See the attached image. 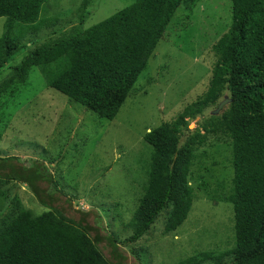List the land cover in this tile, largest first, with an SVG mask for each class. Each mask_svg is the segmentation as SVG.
Returning <instances> with one entry per match:
<instances>
[{
    "label": "trees",
    "instance_id": "trees-1",
    "mask_svg": "<svg viewBox=\"0 0 264 264\" xmlns=\"http://www.w3.org/2000/svg\"><path fill=\"white\" fill-rule=\"evenodd\" d=\"M47 1L0 0V17L5 18L0 70L26 48L23 43L29 34L40 32L44 21L38 18ZM198 1L134 0L95 25L73 26L44 40L0 80V111L6 97L26 83L33 67H39L47 86L99 118L112 120L178 8L192 10ZM228 1L230 26L212 45L211 59L204 61L211 65L206 89L182 105L174 118L144 135L152 156L124 245L140 239L162 211L167 214L165 231L178 229L192 207L194 189L189 180L198 152L231 145V187L218 197L232 204L233 243L197 252L176 264H264V0ZM91 2L83 0L78 15L83 16ZM224 98L230 101L212 114ZM19 161L0 155V264H60L72 246L86 259L78 264H123L120 254L112 253L109 260L98 247L102 220L96 209L78 210L77 220L68 216L55 203L62 194H54L50 172ZM12 181L24 182L41 204H48H43L45 210L35 213L8 194L4 187ZM88 214L95 216V222H85ZM106 239L113 245V236L107 234Z\"/></svg>",
    "mask_w": 264,
    "mask_h": 264
},
{
    "label": "rangeland",
    "instance_id": "rangeland-1",
    "mask_svg": "<svg viewBox=\"0 0 264 264\" xmlns=\"http://www.w3.org/2000/svg\"><path fill=\"white\" fill-rule=\"evenodd\" d=\"M133 1L92 0L80 16L83 0H48L38 18L46 26L27 36L26 48L1 68L0 80L44 40L73 26L95 25ZM4 22L0 17V36ZM230 23L228 0H199L192 10L179 7L112 120L99 118L47 86L39 67H33L26 83L6 97L3 113L0 111V155L17 157L25 166L45 167L51 188L57 190L54 194H62L55 203L68 216L77 220L78 210L96 209L102 220L98 247L107 259L118 253L124 257L123 264H176L197 252L225 249L233 243L232 204L218 197L228 194L232 178L231 145L223 143L198 152L189 180L194 199L186 221L166 232L167 214L162 211L140 239L123 244L131 235L127 223L143 194L152 156L144 135L174 118L182 105L206 89L211 65L204 61L211 59L212 45ZM194 127L192 122L190 128ZM4 190L35 213L48 205L41 204L22 181H12ZM94 220L93 214L85 217L86 223ZM107 234L117 242L115 247ZM75 252L72 246L59 263H85Z\"/></svg>",
    "mask_w": 264,
    "mask_h": 264
},
{
    "label": "water",
    "instance_id": "water-1",
    "mask_svg": "<svg viewBox=\"0 0 264 264\" xmlns=\"http://www.w3.org/2000/svg\"><path fill=\"white\" fill-rule=\"evenodd\" d=\"M230 100L228 98H224L217 106L215 110L212 111V114H217L224 105H226Z\"/></svg>",
    "mask_w": 264,
    "mask_h": 264
}]
</instances>
